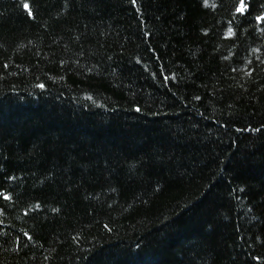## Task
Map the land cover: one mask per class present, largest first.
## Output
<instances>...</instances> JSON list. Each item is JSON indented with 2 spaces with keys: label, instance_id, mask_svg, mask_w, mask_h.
Listing matches in <instances>:
<instances>
[{
  "label": "trees",
  "instance_id": "trees-1",
  "mask_svg": "<svg viewBox=\"0 0 264 264\" xmlns=\"http://www.w3.org/2000/svg\"><path fill=\"white\" fill-rule=\"evenodd\" d=\"M239 2L0 0V264H264V0Z\"/></svg>",
  "mask_w": 264,
  "mask_h": 264
},
{
  "label": "snow or ice",
  "instance_id": "snow-or-ice-1",
  "mask_svg": "<svg viewBox=\"0 0 264 264\" xmlns=\"http://www.w3.org/2000/svg\"><path fill=\"white\" fill-rule=\"evenodd\" d=\"M131 3L135 6L137 4V0H131ZM22 6H23V8L25 10L28 11L29 15H33L32 11H31V7H30V5L28 3H23ZM236 10H237V12L240 15H244L246 13V11H247V5L245 3V0H240L239 5H238V7H237ZM256 19L259 20V21H264V16H257ZM5 67H7V66L5 65ZM38 87H40L41 89H43L45 87V85L40 84V85H38ZM137 111H140V109L137 108ZM257 131H259V129H257ZM0 196H4V194L3 193H0ZM4 198L5 199H10V197H8V196H4ZM37 207H39V206L37 205ZM105 227H107V225H105ZM29 238H31V237H29ZM257 259H259V258H257Z\"/></svg>",
  "mask_w": 264,
  "mask_h": 264
}]
</instances>
